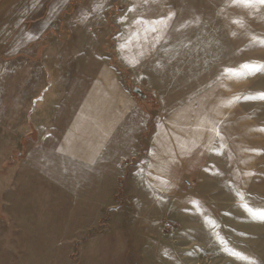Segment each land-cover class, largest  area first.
Instances as JSON below:
<instances>
[{
    "label": "rangeland",
    "instance_id": "1",
    "mask_svg": "<svg viewBox=\"0 0 264 264\" xmlns=\"http://www.w3.org/2000/svg\"><path fill=\"white\" fill-rule=\"evenodd\" d=\"M261 95L259 0H0V264H264Z\"/></svg>",
    "mask_w": 264,
    "mask_h": 264
},
{
    "label": "crops",
    "instance_id": "2",
    "mask_svg": "<svg viewBox=\"0 0 264 264\" xmlns=\"http://www.w3.org/2000/svg\"><path fill=\"white\" fill-rule=\"evenodd\" d=\"M100 97H95V98H93V100L91 101L94 105H98V107L96 106L94 109L95 110H98L99 112H98V114H95V115H97V117H103L104 118V111L105 112H107L108 110H109V108H108V106H107V104H108V102L107 101H104V99H103V92H101L100 93ZM106 100H108L107 98H106ZM79 106H80V108H81V105L79 104ZM79 109V108H78ZM80 110V109H79ZM89 110H92V107H90V109ZM110 110H112V109H110ZM74 119H75V117H73V122H74ZM83 120H87V118H83L82 119V121ZM95 120H99V119H95ZM81 121V122H82ZM102 122H103V120L101 119V122H100V125H98V124H95V128H93L94 129V131H95V133H96V135L97 134H102V133H104V130H103V128H102ZM83 123V122H82ZM71 124V123H70ZM70 124H69V126H70ZM83 125H84V123H83ZM68 126V127H69ZM84 132H86V129L84 128ZM111 132H112V130H111ZM79 133H81V131L79 130ZM65 134H68V135H64L63 137H62V139H61V141H60V143L58 144V146H57V148H58V150L59 151H62V152H64V153H70L71 152V149H70V147L72 146V144L73 143H77L78 144V146L77 147H74L73 149H74V151H75V153L76 154H74V155H76L78 158H80V159H82V160H86V157H88L87 156V153H86V151H87V141H71V139H70V128L65 132ZM105 134H106V132H105ZM71 142V143H70ZM103 141H102V139H101V142H99L97 139H96V142H95V147H94V151H93V153H95L94 154V156H96V154H97V152L103 147ZM93 156V157H94ZM191 156V155H190ZM89 157H92V155H90ZM195 159H197V158H195ZM207 166H205V167H208V168H213V166H214V163H212V162H210V161H208L207 162V164H206ZM234 186H233V190H237V187H236V185L235 184H233ZM203 188H202V190H220V189H222V188H217V186L214 184V183H205V184H202L201 185ZM206 186V187H205ZM232 186V185H231ZM230 186V187H231Z\"/></svg>",
    "mask_w": 264,
    "mask_h": 264
},
{
    "label": "snow or ice",
    "instance_id": "3",
    "mask_svg": "<svg viewBox=\"0 0 264 264\" xmlns=\"http://www.w3.org/2000/svg\"><path fill=\"white\" fill-rule=\"evenodd\" d=\"M236 2L239 3V4H242L243 6H251L252 3H253V0H236ZM259 3L264 4V0H259ZM241 68L249 69L250 71H249L248 74H251V70H252L253 66H251V65H242ZM252 98H255V97H246V99H252ZM259 98L264 99V95H261ZM245 208L250 213L253 212V210L247 208V206H245ZM258 214H259L261 219H264V211H261Z\"/></svg>",
    "mask_w": 264,
    "mask_h": 264
},
{
    "label": "built area",
    "instance_id": "4",
    "mask_svg": "<svg viewBox=\"0 0 264 264\" xmlns=\"http://www.w3.org/2000/svg\"><path fill=\"white\" fill-rule=\"evenodd\" d=\"M183 185L186 188L191 189V188H193L194 183L190 180L185 179V180H183Z\"/></svg>",
    "mask_w": 264,
    "mask_h": 264
},
{
    "label": "water",
    "instance_id": "5",
    "mask_svg": "<svg viewBox=\"0 0 264 264\" xmlns=\"http://www.w3.org/2000/svg\"><path fill=\"white\" fill-rule=\"evenodd\" d=\"M133 92L136 93V94H141L142 93L139 88H134Z\"/></svg>",
    "mask_w": 264,
    "mask_h": 264
},
{
    "label": "flooded vegetation",
    "instance_id": "6",
    "mask_svg": "<svg viewBox=\"0 0 264 264\" xmlns=\"http://www.w3.org/2000/svg\"><path fill=\"white\" fill-rule=\"evenodd\" d=\"M138 95H140V96H143V98H145V95H144L143 93H141V94H138Z\"/></svg>",
    "mask_w": 264,
    "mask_h": 264
}]
</instances>
